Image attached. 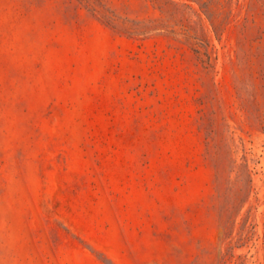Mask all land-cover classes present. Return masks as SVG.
<instances>
[{
    "label": "rangeland",
    "instance_id": "rangeland-1",
    "mask_svg": "<svg viewBox=\"0 0 264 264\" xmlns=\"http://www.w3.org/2000/svg\"><path fill=\"white\" fill-rule=\"evenodd\" d=\"M0 264H264V0H0Z\"/></svg>",
    "mask_w": 264,
    "mask_h": 264
}]
</instances>
